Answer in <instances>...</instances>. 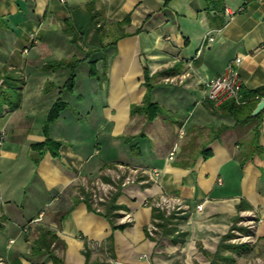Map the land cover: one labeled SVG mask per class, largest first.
I'll list each match as a JSON object with an SVG mask.
<instances>
[{
    "label": "crops",
    "instance_id": "crops-1",
    "mask_svg": "<svg viewBox=\"0 0 264 264\" xmlns=\"http://www.w3.org/2000/svg\"><path fill=\"white\" fill-rule=\"evenodd\" d=\"M236 56L241 100L264 88V0H0V103L10 98L0 105V258L209 264L249 213L250 250L264 248V109L251 116L264 97L251 119L233 100L216 109L205 99L204 83ZM72 59L68 92L67 69L51 66ZM144 69L161 110L152 121L130 115L146 92ZM58 97L66 107L48 128L60 143L53 158L33 145ZM117 166L159 174L117 186L107 218L109 198L97 210L83 183L108 182ZM161 196L183 206L165 223L153 218ZM248 250L231 253L233 264Z\"/></svg>",
    "mask_w": 264,
    "mask_h": 264
},
{
    "label": "built area",
    "instance_id": "built-area-1",
    "mask_svg": "<svg viewBox=\"0 0 264 264\" xmlns=\"http://www.w3.org/2000/svg\"><path fill=\"white\" fill-rule=\"evenodd\" d=\"M62 1V0H61ZM224 13L231 17L234 12H231L228 7H224ZM211 40V39H210ZM241 62V58L236 56L233 60H231L223 72L216 77L208 80L204 83L205 87V99L208 100L214 108H218L220 105L225 103L226 101L233 100L235 103H240V90H241V82L238 75V66ZM1 137V131H0ZM1 144V138H0ZM172 152L169 154V159L172 158ZM140 174H147L149 179L155 182L156 177L159 172L155 169L152 170H139L137 168H127L124 166H117L114 170L110 171L108 174L109 181L104 182L102 180H95L93 182H84L83 187L85 191L90 193L91 201L93 205L97 208L101 203H104L109 196L114 192L117 186H124L125 184L133 183L137 180ZM152 206L164 212L166 215L176 212H182L183 206L179 199L171 198L167 196H161L159 199L153 202ZM241 220L238 223H245V227L247 229V234L241 236L237 231L230 241L240 240L241 243L251 244L255 243L253 238V232L255 230V217L252 213H249L246 216L241 215ZM128 218L127 215L123 217L122 220ZM249 218V219H245ZM154 231H156V227L153 224H150L147 227V233L149 235H153ZM234 231V230H233ZM232 231V232H233ZM243 233V232H242ZM238 237V238H237ZM237 238V239H236ZM236 239V240H235ZM0 264H6L3 259L0 258ZM247 264H264V259L260 256H256L252 258Z\"/></svg>",
    "mask_w": 264,
    "mask_h": 264
},
{
    "label": "trees",
    "instance_id": "trees-1",
    "mask_svg": "<svg viewBox=\"0 0 264 264\" xmlns=\"http://www.w3.org/2000/svg\"><path fill=\"white\" fill-rule=\"evenodd\" d=\"M92 53V51H87L85 53V58H88L89 55ZM80 64V60H76V59H72L70 61H58V62H53L52 63V68L53 69H58V68H65L68 71V76L67 79L65 80V82L63 83L62 89L66 90L68 92L72 91L73 86H74V81H75V69L77 68V66ZM106 69V67L103 68V70ZM94 74V62H90L89 63V75H93ZM143 77H144V87L146 88V92L143 96L142 102L140 105H132L130 107V115L133 114H141L145 117L146 121H152L159 113H160V108L153 102H151L150 100V93L153 89V86L150 82V79L147 76V72L144 69L143 72ZM1 103L2 104H10V98L7 97L4 93L1 95ZM262 97H264V88H258V89H254L251 91H245L241 94V100L239 104H236L235 102H229L228 104L232 105L233 109H237V108H244L246 109V119H251L252 117H250V113L253 109V107L255 106V104L258 102V100H260ZM16 98L19 100L21 97L20 95H17ZM224 105H220L218 108H222ZM66 107V103L60 98L58 97L54 103L52 104L51 108L49 109L48 113H47V117H46V121L42 127V133L44 135V140L40 143L34 144L33 148L37 151H48L50 153V155L53 158L58 157V149L60 147V143L58 141H54L52 139L49 138L48 136V128L49 125L54 123L59 114L61 113V111ZM237 107V108H236ZM259 114H257L255 117H257ZM254 117V118H255ZM118 189V187H117ZM117 192H115V194L112 195L111 198H109V201L106 204V208H105V217L109 218L110 215H108V211L109 210H115L116 206H114V199H115V195ZM153 210V218H159L162 220L163 223L165 222H169L172 219H175V216L180 215L181 212H176V213H171L168 216H166V218L163 216L162 213H160L159 211H157L154 207L152 208ZM157 212V213H156ZM181 220L184 219V217L180 218ZM160 227V225H159ZM162 227V226H161ZM233 229L237 230V231H242L245 232V230H243V228H236L234 227ZM231 238V234H228L227 236H225V238L222 239V241L219 243L216 252L210 256V262L209 264H233L234 260L231 257V253H237L239 251H245L247 250V247L245 245L242 246H235L232 245L230 243H228V240ZM225 253H227L225 255ZM55 259V258H54Z\"/></svg>",
    "mask_w": 264,
    "mask_h": 264
},
{
    "label": "rangeland",
    "instance_id": "rangeland-1",
    "mask_svg": "<svg viewBox=\"0 0 264 264\" xmlns=\"http://www.w3.org/2000/svg\"><path fill=\"white\" fill-rule=\"evenodd\" d=\"M77 82L80 84V82H81V80H80V77H79V79L77 80ZM245 219H249V218H245ZM245 223H246V221H245ZM245 223H237V226H239V227H241V228H243V230H245V232H243L242 233V231H240V232H238L241 236H243V235H245V234H247V229H246V227H245ZM235 231L236 230H234L233 232H232V235H231V238L229 239V242L228 243H230V244H232V245H235V246H242V245H245V246H248V248L247 249H249L250 250V248L253 250V248H254V246L255 245H251V244H245V243H241V241L240 240H236V241H233V243L231 242L232 240V238L233 237H235L234 236V234H235ZM231 240V241H230ZM253 246V247H252ZM246 251L247 253H245L244 254V258H245V261H243V263L242 264H247V262L248 261H250L252 258H254V257H256L257 255L259 256L260 254L262 255V254H264V248H258L257 249V251H256V253L255 252H253V251ZM259 251V252H258ZM233 256V255H232ZM235 256H237V255H235ZM234 259V258H233ZM235 260V259H234ZM234 264H236V263H234ZM238 264H240V263H238Z\"/></svg>",
    "mask_w": 264,
    "mask_h": 264
},
{
    "label": "water",
    "instance_id": "water-1",
    "mask_svg": "<svg viewBox=\"0 0 264 264\" xmlns=\"http://www.w3.org/2000/svg\"><path fill=\"white\" fill-rule=\"evenodd\" d=\"M262 109H264V100H261L251 113V116H256Z\"/></svg>",
    "mask_w": 264,
    "mask_h": 264
}]
</instances>
